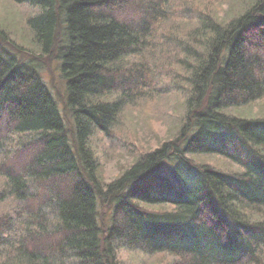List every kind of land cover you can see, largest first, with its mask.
<instances>
[{
	"label": "trees",
	"instance_id": "1",
	"mask_svg": "<svg viewBox=\"0 0 264 264\" xmlns=\"http://www.w3.org/2000/svg\"><path fill=\"white\" fill-rule=\"evenodd\" d=\"M165 2L11 0L35 12L0 21V264H264V0L227 22ZM170 95L173 136L104 185L93 135Z\"/></svg>",
	"mask_w": 264,
	"mask_h": 264
},
{
	"label": "rangeland",
	"instance_id": "2",
	"mask_svg": "<svg viewBox=\"0 0 264 264\" xmlns=\"http://www.w3.org/2000/svg\"><path fill=\"white\" fill-rule=\"evenodd\" d=\"M4 2V0H0V21L9 22L10 25H5L12 31L13 28L21 32L24 31L23 29L21 30L17 24L12 22L15 17L12 18L13 16H10V13L13 12V15L16 14L23 20L24 17L34 14L35 10L26 6L18 7L16 4L13 5L11 0L7 1L6 5L8 9L3 5ZM165 3L169 4V15H172L173 19L177 17V13L184 4H196L200 6L203 11L213 14L220 18V20H224V22H227L235 13H238L246 7V5H244L246 2H242V0H166ZM132 19L135 20V17H132ZM175 20L183 21L181 19ZM171 22L172 20L167 22H161L159 20L157 23L153 24V32H155L156 35L164 34L170 31L174 24L180 25L181 27L189 26L188 22L174 21L172 24ZM11 36L16 38V36L12 34ZM37 62H39V64H42L40 62L46 63L43 58L38 59ZM40 74H42L43 82L48 86L52 95H54L56 103L59 106V111H61V116H63L65 126L69 128L70 116L64 110L65 105H63L65 99V95L63 94L64 84L57 71V66L55 64H50L48 67L44 68ZM155 81V87H162L163 90L169 89L167 87L168 82L163 78H157ZM177 101L178 100L172 98V95H170L167 99L128 110L126 112L128 114L126 115L125 122L123 121L124 127L118 129L119 131H115L113 134L114 138L112 139L98 134L93 135L90 145L98 160V174L104 185L116 180V177L127 170L137 157L158 149L163 142L168 141V139L173 136L174 133L172 129L174 127L172 124L178 120L181 111L179 107L174 108ZM257 109V106H255L253 112H257ZM213 160L212 158V161L209 163H212ZM162 169L168 170L169 167L165 165ZM97 211L99 212V220L103 224L108 225V215L110 211L102 206H98ZM118 261L119 264H153L152 259L147 256H138L123 250L119 252Z\"/></svg>",
	"mask_w": 264,
	"mask_h": 264
}]
</instances>
